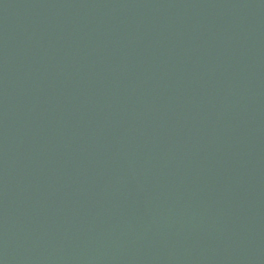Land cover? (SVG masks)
<instances>
[{"label": "water", "instance_id": "obj_1", "mask_svg": "<svg viewBox=\"0 0 264 264\" xmlns=\"http://www.w3.org/2000/svg\"><path fill=\"white\" fill-rule=\"evenodd\" d=\"M0 264H264V0H0Z\"/></svg>", "mask_w": 264, "mask_h": 264}]
</instances>
